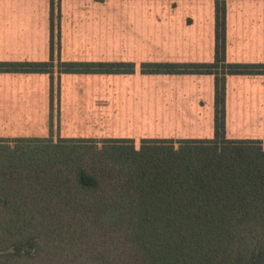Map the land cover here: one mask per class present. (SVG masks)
I'll return each instance as SVG.
<instances>
[{
	"label": "rangeland",
	"instance_id": "374dc122",
	"mask_svg": "<svg viewBox=\"0 0 264 264\" xmlns=\"http://www.w3.org/2000/svg\"><path fill=\"white\" fill-rule=\"evenodd\" d=\"M251 1L229 0L227 10L235 15L236 4ZM59 11L61 61H128L135 71L58 74L55 69L52 96L48 74L0 73V137H123L138 147L141 138L213 136L214 76L140 71L143 62H211L212 0H60ZM199 35L200 43L190 42ZM23 40L0 42V61L49 59V34L47 40ZM230 45L235 50L226 51V62L264 63V53L238 50L253 44ZM227 76L226 136L264 139V91L253 90L264 77ZM197 81L201 85L195 88ZM42 173L37 180H21L26 185L21 195L0 198V264L122 261L124 240L116 219L93 203L102 196L76 193L71 179L65 183L52 171Z\"/></svg>",
	"mask_w": 264,
	"mask_h": 264
},
{
	"label": "trees",
	"instance_id": "16d2710c",
	"mask_svg": "<svg viewBox=\"0 0 264 264\" xmlns=\"http://www.w3.org/2000/svg\"><path fill=\"white\" fill-rule=\"evenodd\" d=\"M49 1V59L0 61V73L127 74L126 61H61L60 0ZM103 1V0H96ZM211 62H143L142 73L214 76L209 138L0 137V198L52 171L76 193L102 196L124 259L110 264H264V139L225 134L227 75H264V63H229L226 0H213ZM44 149V150H43ZM43 150V151H42ZM24 173V174H21ZM39 177V178H38Z\"/></svg>",
	"mask_w": 264,
	"mask_h": 264
},
{
	"label": "crops",
	"instance_id": "0c3cea01",
	"mask_svg": "<svg viewBox=\"0 0 264 264\" xmlns=\"http://www.w3.org/2000/svg\"><path fill=\"white\" fill-rule=\"evenodd\" d=\"M213 1V0H212ZM226 0V51L235 50V45L230 44H253L254 46H240L243 52L264 53V0H252L251 2H241L235 5L239 12L231 14L232 10H227ZM67 5V4H66ZM232 5V4H231ZM67 11H71V5H67ZM63 7V6H62ZM214 8V4H213ZM64 10V7H63ZM63 12V11H62ZM71 16V14H70ZM64 14H62L61 27L65 25ZM214 25V21H213ZM64 29V27H63ZM65 33V31H63ZM209 33L210 30H209ZM49 34V2L48 0H0V42H19L33 40V36H40L47 40ZM214 34V32H213ZM210 36V34H209ZM214 39V37H213ZM203 36L191 38L192 43H200ZM42 42V41H41ZM170 41L167 39V43ZM173 42V41H171ZM214 47V44H213ZM185 75V74H180ZM210 75V74H209ZM213 76V75H212ZM253 77H264V75H246ZM228 77V76H227ZM200 81L195 83V88L200 86ZM168 87V86H167ZM176 88V85H170ZM182 87H189L185 85ZM253 90L264 91V84L254 85ZM198 91V90H197ZM213 101H214V83H213ZM199 92V91H198ZM264 98V94H263ZM199 99L201 94L199 93ZM230 92L227 89L225 94V126L226 116L228 115ZM211 100V90L207 101ZM200 102V100H198ZM169 110V105L166 106ZM181 114L182 112L179 111ZM170 114H175L170 111ZM264 113V112H263ZM198 114V112L196 113ZM261 113H259L260 115ZM210 117V113L208 114ZM213 123V115H212Z\"/></svg>",
	"mask_w": 264,
	"mask_h": 264
}]
</instances>
